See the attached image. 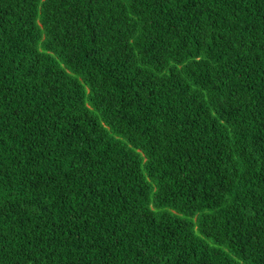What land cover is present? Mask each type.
Here are the masks:
<instances>
[{"label":"trees","instance_id":"16d2710c","mask_svg":"<svg viewBox=\"0 0 264 264\" xmlns=\"http://www.w3.org/2000/svg\"><path fill=\"white\" fill-rule=\"evenodd\" d=\"M0 264H264V0H0Z\"/></svg>","mask_w":264,"mask_h":264}]
</instances>
